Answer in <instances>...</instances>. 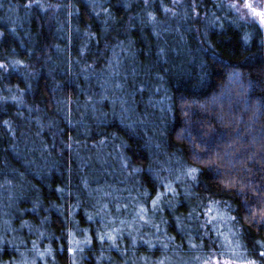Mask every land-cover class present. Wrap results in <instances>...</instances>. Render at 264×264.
Instances as JSON below:
<instances>
[{"label":"trees","instance_id":"16d2710c","mask_svg":"<svg viewBox=\"0 0 264 264\" xmlns=\"http://www.w3.org/2000/svg\"><path fill=\"white\" fill-rule=\"evenodd\" d=\"M243 1L245 16L233 0H0V188L17 192L0 203V264L22 251L38 264L150 261L107 236L137 222L114 202L145 193L162 194L157 217L181 250L235 242L264 264V22ZM124 99L126 113L110 107ZM113 143L131 178L91 180L79 156ZM81 230L86 256H69Z\"/></svg>","mask_w":264,"mask_h":264},{"label":"rangeland","instance_id":"374dc122","mask_svg":"<svg viewBox=\"0 0 264 264\" xmlns=\"http://www.w3.org/2000/svg\"><path fill=\"white\" fill-rule=\"evenodd\" d=\"M240 0H233V3H231L234 11L236 13L240 14L241 16H245L242 13V5L239 4ZM250 3L251 8H247L246 11L250 12L252 8L257 9L258 11L264 12V3L260 4L261 7L258 5H254L252 0H244L243 6H245V3ZM257 16V17H256ZM257 20L261 21L262 23L264 21L261 20L260 16L255 15ZM126 80V78H125ZM108 82L110 84L111 80L108 79ZM109 85L107 86V88ZM109 91L110 88H108ZM111 101V100H110ZM110 103V102H109ZM112 104L110 107L113 109H122L125 113L128 111V106H124L126 104L125 99L122 100L121 106H115L116 101H111ZM109 104V105H110ZM142 125V123H139ZM150 125V122H148L147 126ZM116 149V148H115ZM114 149V143L112 146L108 147L106 145L96 147L93 150L85 151L83 152L84 155H80L79 157L86 158L90 165H91V180L93 179L95 182H99V180L103 183H106L108 181H112L114 179H117L119 181H128V179L131 178L129 174L125 172V160L122 156V154ZM100 167L101 169L97 170L95 167ZM95 168V169H94ZM101 192H106V190H102ZM120 191H117L118 197L117 200L121 199V193ZM115 193V194H116ZM17 192H12V189L9 187H1L0 188V203H2V200L5 201H11ZM107 199L111 197V194H107ZM146 196V197H144ZM27 197V195H24V198ZM140 197V198H139ZM133 202H129L126 207L124 204H117V202H114L116 204V208L113 209L116 211L115 213L119 215L120 217L123 215H126V217H133L137 218L136 223H132L129 219L126 218H120L118 220L117 216H108L109 222H116L119 221V230L111 229L109 234L107 235L109 239H112V241L109 242V248L118 249L113 239L120 236V239L123 238V240H128V247H124L122 249L123 253L126 254L127 251L129 252L134 251L136 252V249L138 247H148L149 249L153 250L155 252V256L150 261L141 262V257H132L131 263L132 264H257L252 260H247L245 258L240 257V255L237 252V246L235 245V242H233L232 247H227L221 249V245L219 246V250L214 249L213 244L210 242L209 245L205 248L200 244L199 241L192 242L189 240H185L186 242V249L181 250L184 247H181L178 242H176V238L169 233L167 223L166 221H162L160 218L161 216H164L166 212L160 208L159 205H156L155 202H160V199L163 198L162 194L156 197H153L149 195L148 193H145L143 195H135ZM113 199V198H112ZM12 202V201H11ZM112 202V201H111ZM111 202H105V207L109 206ZM112 204V203H111ZM104 206V205H103ZM137 206V207H136ZM214 205L208 207L207 211L205 212L206 215L212 216L215 212L219 211L218 207L213 208ZM11 208V205L9 206ZM8 208V209H9ZM113 207H111L110 210H112ZM154 209V210H153ZM17 209L13 211V214H15ZM139 212V213H138ZM169 214L172 213L170 210L168 212ZM160 216L159 218L157 217ZM204 215V214H203ZM106 220V219H105ZM202 226L204 225L203 221L207 223V225H211L214 228V225H216L212 218H209L205 216L203 219H200ZM4 221L3 218L0 219V226H2ZM110 222V223H111ZM213 222V223H212ZM103 223V222H102ZM23 224V223H22ZM6 225V224H5ZM104 227L106 226L105 223L103 224ZM9 227L11 230V233L14 231L11 226V222L9 221ZM8 229V228H6ZM114 230V231H113ZM83 237L79 239L80 237L77 236V234L72 233L71 237H67V241L70 244L68 247L69 250V256H72L73 254L76 255L78 258L79 256H86V248L90 246V239L89 235L86 231L83 232ZM203 231V230H202ZM201 231V232H202ZM81 233V232H80ZM104 232L100 233L103 234ZM7 235H9L7 233ZM203 235V233H202ZM9 238V237H8ZM2 239V238H1ZM0 239V247H3V239ZM13 241L15 242V236H13ZM133 243V244H132ZM133 246V247H131ZM134 248V249H133ZM3 250V248H2ZM185 251L184 253H182ZM50 252V251H49ZM20 253V252H19ZM51 253V260L49 262H54V257ZM191 254V256H185L184 254ZM38 257H40L41 253L37 250ZM239 255V256H238ZM19 256V255H18ZM30 252L29 251H22L20 253V257H18V260L15 263L12 264H38V260L36 258H32L31 263H29L30 259ZM41 264H48V262H41ZM75 264H78L77 260L75 261ZM127 264V263H126Z\"/></svg>","mask_w":264,"mask_h":264},{"label":"snow or ice","instance_id":"6c2138e0","mask_svg":"<svg viewBox=\"0 0 264 264\" xmlns=\"http://www.w3.org/2000/svg\"><path fill=\"white\" fill-rule=\"evenodd\" d=\"M234 6H235V5H233V7H234ZM245 7L251 8L252 6H251L250 3H247V2H246V3H245ZM252 12H253L254 15H258V16H260L261 20L264 21V12L258 11L257 9H254V8H252Z\"/></svg>","mask_w":264,"mask_h":264}]
</instances>
